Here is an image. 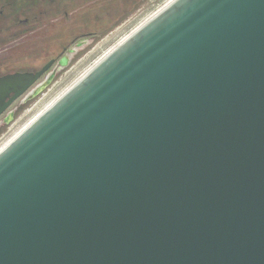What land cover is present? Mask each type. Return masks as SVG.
<instances>
[{
	"label": "water",
	"instance_id": "95a60500",
	"mask_svg": "<svg viewBox=\"0 0 264 264\" xmlns=\"http://www.w3.org/2000/svg\"><path fill=\"white\" fill-rule=\"evenodd\" d=\"M0 264H264V0H170L2 146Z\"/></svg>",
	"mask_w": 264,
	"mask_h": 264
},
{
	"label": "flooded vegetation",
	"instance_id": "af4514ba",
	"mask_svg": "<svg viewBox=\"0 0 264 264\" xmlns=\"http://www.w3.org/2000/svg\"><path fill=\"white\" fill-rule=\"evenodd\" d=\"M141 1L0 0V78L35 72L47 62L51 64L41 77H54L66 54H75L76 47L86 46L93 41L90 38L110 30L128 12L137 10ZM109 11L111 18L104 17ZM35 50L44 51L31 56ZM32 61L41 64L30 67ZM11 95L9 92L7 98ZM11 105L0 115V127L13 118L15 108L7 111Z\"/></svg>",
	"mask_w": 264,
	"mask_h": 264
},
{
	"label": "rangeland",
	"instance_id": "374dc122",
	"mask_svg": "<svg viewBox=\"0 0 264 264\" xmlns=\"http://www.w3.org/2000/svg\"><path fill=\"white\" fill-rule=\"evenodd\" d=\"M119 1L123 2L124 0ZM131 1L132 0H127V3ZM169 1L170 0H142L137 6L139 7L137 10L134 9L128 12L122 17L120 22L111 27L110 30L96 34L93 38L89 39L93 41L91 43L89 42L86 46L76 47L75 54H66V57L62 60L63 64L59 67L61 69L54 77L51 78L49 75H44L36 80L25 94L17 98L8 108L7 111L11 110L13 107L15 109L13 111V118L1 124L0 148L33 120L39 112L43 111L95 62ZM110 14L111 12L109 11L107 14L105 13L103 15L106 18H111ZM43 51L44 50L31 51V56L34 54L41 55ZM67 59L68 62L65 64ZM35 61H32L29 66L35 67L41 64H39L40 61ZM49 78H51L49 83H47L36 95H33L31 98H25L27 93L31 94L30 92H32L34 88Z\"/></svg>",
	"mask_w": 264,
	"mask_h": 264
},
{
	"label": "bare ground",
	"instance_id": "6f19581e",
	"mask_svg": "<svg viewBox=\"0 0 264 264\" xmlns=\"http://www.w3.org/2000/svg\"><path fill=\"white\" fill-rule=\"evenodd\" d=\"M42 112V111H41ZM40 113V112H39ZM37 116V115H36ZM32 121V120H31ZM6 144V143H5ZM4 146V145H3Z\"/></svg>",
	"mask_w": 264,
	"mask_h": 264
}]
</instances>
